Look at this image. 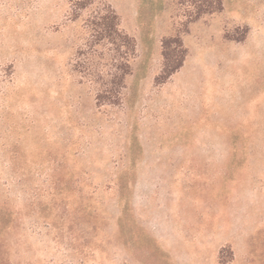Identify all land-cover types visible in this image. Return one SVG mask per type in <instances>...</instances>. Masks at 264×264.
I'll use <instances>...</instances> for the list:
<instances>
[{
    "label": "rangeland",
    "instance_id": "1",
    "mask_svg": "<svg viewBox=\"0 0 264 264\" xmlns=\"http://www.w3.org/2000/svg\"><path fill=\"white\" fill-rule=\"evenodd\" d=\"M177 1L0 0V264H264V0Z\"/></svg>",
    "mask_w": 264,
    "mask_h": 264
},
{
    "label": "trees",
    "instance_id": "2",
    "mask_svg": "<svg viewBox=\"0 0 264 264\" xmlns=\"http://www.w3.org/2000/svg\"><path fill=\"white\" fill-rule=\"evenodd\" d=\"M177 4L180 6L186 5V7L190 8L187 17L188 21L185 25L200 19L204 15L217 13L223 9L222 0H178ZM99 20L100 22L95 27L97 35L101 32L98 35L100 38L112 40L117 52L122 49L125 51L122 62L118 67L120 73H116L114 76L119 91L123 87L126 76L130 74V65L127 58L134 54L136 43L133 37L118 28V16L113 10L109 9ZM97 30H100V32ZM186 56L187 50L179 34L163 38L161 41L162 67L159 75L155 78L156 84L165 83L176 73L183 66Z\"/></svg>",
    "mask_w": 264,
    "mask_h": 264
}]
</instances>
